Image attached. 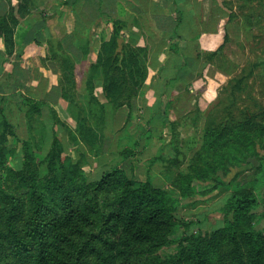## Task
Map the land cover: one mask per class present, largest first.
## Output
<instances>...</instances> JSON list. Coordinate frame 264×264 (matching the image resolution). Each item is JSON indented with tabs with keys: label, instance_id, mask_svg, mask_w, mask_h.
I'll return each instance as SVG.
<instances>
[{
	"label": "trees",
	"instance_id": "trees-1",
	"mask_svg": "<svg viewBox=\"0 0 264 264\" xmlns=\"http://www.w3.org/2000/svg\"><path fill=\"white\" fill-rule=\"evenodd\" d=\"M4 1L8 5L7 13L0 16L4 54L11 56L16 45L45 47V56L40 60L59 65L60 99L78 107L76 130L81 142L90 148L98 138L96 132L86 126L87 122H94L98 128L102 117L98 119L92 111L91 100L86 103L90 119L84 117V110L80 111L75 99L77 65L65 48L74 45L86 56L87 32L103 16L111 23L110 37L107 41L102 39L85 89L89 95L93 93L95 75L92 73L100 71L103 95L115 110L129 105L132 98L140 94L148 77L149 59L159 54L162 47H168L183 59L178 61L179 67L186 72L190 83L202 76L203 72H197L202 61L205 66L213 65L228 72L217 63L228 42L225 29L223 44L213 53H202L197 46L167 44L159 40L160 33L151 26L149 0H129L142 9V14L131 21L127 11L124 14L121 11L120 4H100L87 10L79 8L75 0L73 28L69 32L64 29L63 39L56 45L47 27L48 18L38 8L37 0ZM59 2L61 6L67 5L64 0ZM175 12L179 18L178 11ZM23 21L26 28L17 36L16 31ZM130 25L136 27L144 39L142 47L119 43L121 31L129 29ZM9 78L12 79L13 74ZM232 82L235 84L230 86ZM227 85L240 90L239 80L231 79ZM168 96L169 93L162 98ZM22 97L18 94L0 98L3 102L0 162L7 156L17 159L18 152L21 159L20 170L8 169L4 181L0 177V264H264V229H257L253 220V212L259 206L258 197L245 189H237L227 198L222 209V229L207 235L190 234L186 245H178L174 254L165 258L155 256L169 244L179 222L168 194L154 188L149 180L137 184L120 170L105 172L98 180L88 182L81 161L69 158L56 137L49 153L42 156L44 127L39 119L48 101ZM11 99L21 100L23 107L17 104L15 109H7L6 103ZM171 103L172 100L166 101L159 113L167 117ZM198 111L196 108L195 112ZM16 113L25 121L23 139L17 134L19 119L12 121ZM166 127H171V123ZM213 132L214 129L206 126V134ZM209 135L215 143L220 132ZM216 136L218 138H214ZM8 142H13L15 147L8 149L5 145ZM251 161L264 172V156ZM105 192L112 193L110 200L101 197Z\"/></svg>",
	"mask_w": 264,
	"mask_h": 264
},
{
	"label": "crops",
	"instance_id": "crops-1",
	"mask_svg": "<svg viewBox=\"0 0 264 264\" xmlns=\"http://www.w3.org/2000/svg\"><path fill=\"white\" fill-rule=\"evenodd\" d=\"M59 1L37 0L36 3L48 18L47 27L55 45L63 39L64 29L69 32L75 21L72 5L76 1L64 0L67 3L66 6L59 5ZM149 1L148 14L151 26L160 33L159 40L167 44L173 42L179 47L197 46L202 53H213L219 49L224 40V29L228 38L226 45L229 46H245L244 38L247 33L261 30L259 24L262 22L264 29V0ZM77 3L79 8L87 10L100 4L104 6L120 4L121 11L123 14L127 11L130 21L142 14V9L129 0H77ZM7 11V3L0 0V16L5 15ZM175 11H178L179 18ZM24 28L26 23L23 21L16 35L23 33ZM110 32L111 23L106 16H103L87 32L88 54L86 56H83L74 45L65 48L66 53L77 65L75 99L79 107L84 110V117L90 119L86 107L88 100H91L96 107H104L107 112L97 123L98 128L94 126V122H87L86 125L96 132L98 141L102 143V146H98L99 148L96 146L97 141L92 148L93 151L87 153V148L81 142L76 130L78 107L60 99L61 89L58 85L60 68L55 62H41L40 59L45 56V47L35 44H29L26 47L16 45L13 54L7 56L3 52L0 40V98L20 94L21 97L48 101L39 119V123L44 127L42 156L49 153L56 137L63 144L69 158L74 161L85 158L91 164L93 172L98 169L99 162L102 173L108 171L115 161L124 160V151H131L125 159L132 160L127 162V169H132L134 166L146 173L161 172L162 158L164 161L171 158V147L167 142H163L161 139L163 135L159 131L160 128L165 129L168 123L165 116L159 113L162 105L169 100V97L162 98V95L169 93L174 103L181 104L180 102L185 101L183 104L187 107L183 105L181 108L182 111H186L185 115L195 108L196 102H192V98L183 100V97L197 92L195 87L198 83L195 81L191 86V80L188 79L186 72L181 66L179 67L178 61L183 59L170 51L168 47H162L159 54L149 59L148 77L140 94L132 98L129 105L113 109L103 95L100 71L92 73L95 75L92 80L93 93L89 95L85 89L90 67L96 62L102 39L107 41ZM119 43L136 48L144 45V39L137 28L131 26L121 31ZM224 53H227L226 49ZM197 72H203L202 77L218 84L225 82L227 78L226 73L220 68L213 65L205 66L203 61ZM10 74H13L12 79L9 78ZM18 99L9 100L6 108L15 109L17 104L23 107L22 101ZM49 100L54 102L49 103ZM2 106L3 102H0V108ZM138 116L143 118L141 124L145 126L148 123L152 128L147 134H145L147 131L140 127ZM24 122L22 118L19 121L20 126L23 127L22 137L20 136L22 139L26 136ZM97 149H100V152H96ZM19 156L20 152L15 157L19 158Z\"/></svg>",
	"mask_w": 264,
	"mask_h": 264
},
{
	"label": "rangeland",
	"instance_id": "rangeland-1",
	"mask_svg": "<svg viewBox=\"0 0 264 264\" xmlns=\"http://www.w3.org/2000/svg\"><path fill=\"white\" fill-rule=\"evenodd\" d=\"M262 23L259 24L261 30L247 33L244 38L245 46L225 44L224 50L226 49L227 53L225 54L223 50V54L217 59L218 65L228 71L222 70L227 75L225 82L218 84L202 76L195 80L198 83L195 87L197 92L183 97V100L192 98V102H196L191 112L184 115L186 111L181 110L185 101L180 102L181 104L172 101L170 105L175 109L169 110L167 117L165 116L171 127L159 130L164 136L161 137L163 142H167L171 147V158L166 161L163 158L161 160L163 165L161 172L146 173L134 166L132 169H127V162L132 160L125 159L131 151H124V160L115 161L106 171L120 170L124 172L126 178L137 184L149 180L154 188L164 190L172 200L175 206L174 214L179 222L170 236L169 244L161 248L155 256L165 258L174 254L178 245H186L190 234L207 235L222 229L224 227L222 209L227 198L237 189L250 190L258 197L259 206L253 212V220L257 229H264V172L263 168L255 167L252 164L253 160L251 161L264 156ZM231 79L240 81L239 91L230 87L235 82L230 86L227 85ZM195 81L190 85L192 86ZM168 97L171 101V96ZM196 108L199 109L198 112H195ZM92 111L98 119L107 113L105 109L102 110L94 105ZM21 118L22 115L17 114L12 121L17 122ZM138 119L140 127L147 131L145 134L152 130L148 123L145 126L141 124L143 120L141 116H138ZM206 126L214 129V132L209 134L220 132L219 138L214 137L218 138L215 143L213 137L205 133ZM22 131L23 127L18 126L19 137H22ZM99 141L96 143L97 147L102 146ZM5 145L8 149H12L14 143L8 142ZM84 145L89 153L93 151L95 143L91 148L87 144ZM97 150L96 152H100V149ZM79 160L88 182L98 180L105 173L100 169V162L98 169L93 172L91 164L85 158ZM19 161L20 158H9V156L1 160L2 181L8 176V169L20 170ZM101 197L110 200L112 193L105 192Z\"/></svg>",
	"mask_w": 264,
	"mask_h": 264
}]
</instances>
